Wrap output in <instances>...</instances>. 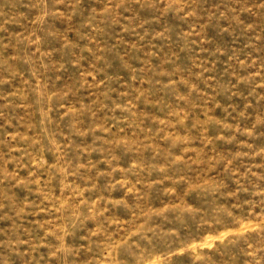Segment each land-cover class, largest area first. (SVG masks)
<instances>
[{
  "label": "rangeland",
  "instance_id": "374dc122",
  "mask_svg": "<svg viewBox=\"0 0 264 264\" xmlns=\"http://www.w3.org/2000/svg\"><path fill=\"white\" fill-rule=\"evenodd\" d=\"M0 264H264V0H0Z\"/></svg>",
  "mask_w": 264,
  "mask_h": 264
}]
</instances>
